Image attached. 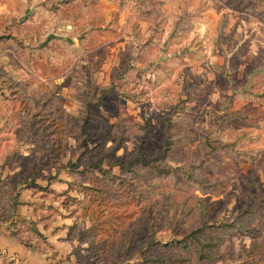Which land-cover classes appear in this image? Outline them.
<instances>
[{
  "label": "rangeland",
  "instance_id": "rangeland-1",
  "mask_svg": "<svg viewBox=\"0 0 264 264\" xmlns=\"http://www.w3.org/2000/svg\"><path fill=\"white\" fill-rule=\"evenodd\" d=\"M211 126L232 149L207 152ZM83 170L133 196L131 262L207 224L216 264H244L264 242V0H0V215L30 206L19 237L49 264L69 256L31 230L62 220L76 263L99 258L78 243L91 210L62 205H89Z\"/></svg>",
  "mask_w": 264,
  "mask_h": 264
},
{
  "label": "trees",
  "instance_id": "trees-1",
  "mask_svg": "<svg viewBox=\"0 0 264 264\" xmlns=\"http://www.w3.org/2000/svg\"><path fill=\"white\" fill-rule=\"evenodd\" d=\"M50 125H54V133L65 136H68L70 133L64 124L51 123ZM81 130L83 133H86L84 128H81ZM220 131L221 127L214 128V126H211L210 130L205 133V147L208 149L207 152L213 153L219 149L228 147L232 149L231 144L220 143L217 138ZM55 143L53 142V151L55 148H59V145L54 146ZM91 168L96 170L99 169V166H91ZM155 169L161 173L169 172V170H161L158 167ZM99 171L101 172L100 169ZM82 173L87 174V181L91 185L87 188H82L85 195L90 197L89 205L85 208L80 200L66 196L62 205L66 209H70V207L76 205L83 210H91L93 224L88 230L81 232L82 237L79 238L78 243L82 245L87 243L86 241L88 239H91L88 250H96L97 255H99L96 262L92 264H96L97 262H103L104 264H216L220 259V256H216L213 253L218 246L215 241L210 240L212 232L208 229L207 224H204L200 228L188 232L182 238L165 244L155 242L153 238L150 242L143 245V249L147 248L150 252L152 251V247H156L162 253L160 255L151 254L146 256L140 262H131L135 238L129 236L132 228L129 223L126 224L122 219L127 217L124 206L133 201V196H129V193H126L129 196L126 198L117 188V178L110 175L109 172H104V178L101 180L93 178L92 170H83ZM30 187L39 188L36 184H32ZM202 213H204L203 210ZM153 227L151 228L152 230ZM224 227L225 230L228 229V226ZM230 228H233V226H230ZM19 230L14 235L21 240ZM31 231L38 237L43 238L35 226ZM87 234L88 238L86 239L85 236ZM24 243L26 244L25 241ZM26 245L29 247L32 246L29 244ZM263 248L264 242L261 240L250 249H245L247 261L244 264H257V262H253L254 254ZM75 256L79 259V264H89L87 263L88 258L82 257L79 252H75Z\"/></svg>",
  "mask_w": 264,
  "mask_h": 264
},
{
  "label": "crops",
  "instance_id": "crops-1",
  "mask_svg": "<svg viewBox=\"0 0 264 264\" xmlns=\"http://www.w3.org/2000/svg\"><path fill=\"white\" fill-rule=\"evenodd\" d=\"M34 202L35 201H31L30 204L33 205ZM18 208L19 210L16 212V216L8 221L5 220L4 216L6 215L3 217L0 215V253L6 256L7 259L15 261L17 264H49L48 258L51 253L43 254L37 252V249L32 246H27L14 235V233L20 229L23 221H25V225H27L28 222H35L30 206L21 203V205H18ZM65 221L66 220H62L59 226L53 223L52 227L47 231L42 229L43 227H41V224H36L35 228L42 235H45L47 232L50 234L48 237L45 236V238L49 247L53 249V253H57L59 257L69 256L70 262L63 264H77L73 255H71V245L68 243L69 239L67 238L66 232L62 231L65 227L64 225L67 226ZM12 222L15 225L11 229L10 223Z\"/></svg>",
  "mask_w": 264,
  "mask_h": 264
},
{
  "label": "water",
  "instance_id": "water-1",
  "mask_svg": "<svg viewBox=\"0 0 264 264\" xmlns=\"http://www.w3.org/2000/svg\"><path fill=\"white\" fill-rule=\"evenodd\" d=\"M51 38V36H49L48 38H47V40H49Z\"/></svg>",
  "mask_w": 264,
  "mask_h": 264
}]
</instances>
